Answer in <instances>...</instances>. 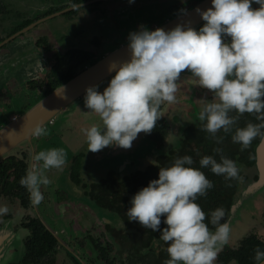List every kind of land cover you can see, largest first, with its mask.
Masks as SVG:
<instances>
[{
  "label": "clouds",
  "instance_id": "1",
  "mask_svg": "<svg viewBox=\"0 0 264 264\" xmlns=\"http://www.w3.org/2000/svg\"><path fill=\"white\" fill-rule=\"evenodd\" d=\"M211 2L206 11L195 10L205 22L198 31L189 21L170 31H149L142 26L129 34L130 59L118 66L109 64L108 72L115 71V75L103 92L98 86L85 90V107L98 115L103 125L93 124L86 130L88 151L98 153L108 147L130 150L140 133L151 134L162 118V105L176 102L178 82L185 72L213 97L199 112L198 118L204 122L201 130L221 143L217 134L231 133L239 117L250 114L259 123L236 127L232 142L243 151L254 139L264 140V0ZM253 4L259 8L254 9ZM181 11L187 15L186 10ZM62 89L56 95L67 99L59 96ZM30 131L47 135L40 124ZM214 152L220 161L203 156L200 168L191 167L194 161L188 155L175 159L170 167H161L159 178L131 200L128 220L161 233L159 239L167 245L169 256L164 264H214L228 243L231 225L224 220L225 210L217 208L209 216L196 202L214 187L200 169L209 168L226 180L240 178L236 162L222 155L219 148ZM32 159V168L20 185L38 206L44 200L41 188L52 183L46 173L62 170L67 154L63 148H51ZM7 211L0 208V214ZM162 222L166 225L163 229ZM253 259L255 264H264V250L256 248Z\"/></svg>",
  "mask_w": 264,
  "mask_h": 264
},
{
  "label": "flooded vegetation",
  "instance_id": "2",
  "mask_svg": "<svg viewBox=\"0 0 264 264\" xmlns=\"http://www.w3.org/2000/svg\"><path fill=\"white\" fill-rule=\"evenodd\" d=\"M88 1L94 0H0V130L18 120L34 104L73 79L88 65L101 59L104 56H101L102 49L110 44L114 46L122 36L123 25L127 29L123 35L134 30L131 27L132 22L136 26L145 27L147 20L138 17L148 15L149 9H155L154 0L141 4L123 2L117 5H109V0L92 2L88 6L45 20L57 12ZM180 1L183 3L180 10H185L202 0ZM252 7L256 9L259 5L253 4ZM80 9L82 13L80 11L81 16H78ZM162 10L160 9L161 12ZM114 13L118 14L120 19H115ZM123 13L132 16L126 19ZM157 16H150L149 20L160 23L174 18L166 17L164 12L162 16ZM58 17H66L70 23H74V17H77L80 20L78 24L93 20L97 24L96 29L80 33L78 36L73 35L76 37L73 38L75 44L69 37L58 39V43L57 38L46 27L47 21ZM86 55L95 57L88 62H81ZM66 77L69 78L64 80ZM112 77L101 83L98 91L103 92ZM178 84L176 102L165 103L161 108L160 120L167 125L162 147L154 141L153 131L151 134L138 135V138L141 137L140 144L146 145L156 159L171 151L164 152L170 139L171 126L177 127L178 119L187 113L192 115L189 126L196 124L199 121L200 108H203L201 106L211 102L213 98L208 90L202 89L194 82L188 72L182 73ZM173 106H183V112H171L170 108ZM170 119L173 122H170ZM93 124L103 127L99 116L92 114L85 107L84 100L79 104L73 103L59 111L43 126L47 129V135L33 134L29 141L0 156V208L8 209L7 213L0 214V264H62L54 259L60 251L64 253L63 259H66L68 264H107L103 253H106L108 244L115 245L114 234L123 231L125 225L121 221L123 228L117 229L112 225L113 221L104 216H95V210L117 214L99 207L90 198V185L94 183L86 184L80 176L84 156L78 146L81 144L80 139L87 143L86 130ZM181 136L182 134L175 139L174 149ZM136 141L134 142L137 143ZM51 148L65 150L66 165L62 170L53 169L46 173L52 183L41 188L44 200L40 205L34 206L30 202L29 192L20 185V180L32 168L33 156ZM108 149V154L112 155L121 171L129 164L132 165L137 157L136 153H133L134 150L118 147ZM9 165H12L10 170L7 168ZM109 176L122 178L119 173L111 172L101 180ZM256 179L257 172L255 179L250 183ZM230 214L231 211L225 220H229ZM240 220L241 216L231 225L228 243L219 252L214 264H255L254 250L258 247L264 250V228L233 244L232 237ZM41 226L55 239L53 244L51 243L52 250L44 256L31 250L32 245L40 248L47 242H42V232L35 237L36 230L40 231ZM57 229L67 231L68 238L61 239ZM70 237H75L76 241ZM75 247L79 253L74 251ZM31 251L35 253L33 257ZM167 259L169 257H163L162 264Z\"/></svg>",
  "mask_w": 264,
  "mask_h": 264
},
{
  "label": "trees",
  "instance_id": "3",
  "mask_svg": "<svg viewBox=\"0 0 264 264\" xmlns=\"http://www.w3.org/2000/svg\"><path fill=\"white\" fill-rule=\"evenodd\" d=\"M94 57V55H86L81 62H88ZM68 78L66 77L64 80ZM232 115H235V113H232ZM249 122L259 123L253 115L244 114L239 117L238 123L234 126L231 133L226 134L221 131L217 134L218 137H222V142L217 143L210 134L201 130L204 122L199 120L196 124L184 129L177 147L167 154L158 156L156 164L147 167L143 171H136L129 176L122 178L109 176L98 183L90 185V198L99 207L116 213L125 225L123 231L115 232V245L108 244L105 250L106 253H103L106 256V263L162 264L163 257H169L167 245L159 239L161 233L146 229L138 222H130L126 213L131 207V200L134 195L144 187H147L150 181L159 178L158 173L161 167H170L175 159L179 157L191 156L194 161L191 167L200 168L199 160L203 156L211 155L217 162L220 161V155L214 152V149L219 148L222 150V155L236 162L240 178L235 180H226L223 176L214 175L209 168L200 169L213 182L214 187L208 192L206 198L202 197L196 202L209 216L215 209L223 208L225 210V220L241 191L250 184L252 179H255V148L261 138L254 139L249 147L243 151L240 150L239 144H234L231 140L235 128L244 127ZM153 132L152 137L161 148L166 137L167 125H165L163 120H159ZM11 167L12 165H9L7 167L8 170ZM160 227L163 229L166 225L162 222ZM209 227L211 228L212 226L209 225ZM39 232H42V242H47L42 244L40 248H36L34 244L31 250L40 252L41 256H44L52 250L51 243L55 239L44 231L42 226L40 231L36 230V238ZM33 252L32 257L35 255Z\"/></svg>",
  "mask_w": 264,
  "mask_h": 264
},
{
  "label": "rangeland",
  "instance_id": "4",
  "mask_svg": "<svg viewBox=\"0 0 264 264\" xmlns=\"http://www.w3.org/2000/svg\"><path fill=\"white\" fill-rule=\"evenodd\" d=\"M146 1H151V0H135L134 3L138 4V2H140L141 4L142 2L145 3ZM123 2H129V0H111L109 2V5H112V4L117 5ZM170 3L172 4L170 5ZM153 4H154L155 9H149V11H147L148 15L146 16L141 15L138 17L141 19L143 18V20H147L146 26L145 27L143 26L147 30H149L150 27L156 26L159 24V22L154 23L156 22L155 20L150 21L149 20L150 16L152 17H154V15L162 16L164 12L166 14V17L172 18L182 13L180 9H182L183 7L180 5H182L183 3H181L180 0H154ZM157 8H159V10H157ZM160 9H163L162 12L160 11ZM78 11H79L78 16H81L80 11L82 13V9ZM123 14H124L123 17H125L126 19L132 16L131 15L129 17L128 13H123ZM114 17L115 19H120L118 17V14L116 13H114ZM74 19H75V22L70 23V21L66 17H58L53 20L47 21L46 27L50 29L54 37L57 38V42L59 41L58 39L60 38L67 39V37H69V39L72 40L73 43L75 44V41L73 40L75 36L73 35L77 34L78 36L80 33H86V32L91 31L92 29H96L97 24L93 20L84 21L83 23L78 24L77 22H79L80 20L77 19V17H74ZM139 20L140 19H137V21ZM141 27L142 26L140 25L136 26V24H134V30L129 33H124V35H122L119 39H117V43L114 46L110 44L107 47H104L101 51V56L105 55L106 53L110 52L117 46L121 45L123 42H127L129 40L128 39L129 34L139 31ZM201 107H204V105ZM182 109H184L183 106H173L170 108L171 112L180 111V110H181L180 112H183ZM190 117H192L191 114H188V113L187 115L184 114V116H182L181 119L177 118L179 121V123L177 124V127H174L173 125L171 126L170 139L167 141L165 145L164 152H168L174 149V141L176 138L180 136V134H182L184 129L189 126V123L191 120ZM170 122H173V120L170 119ZM140 138L141 137L136 139L137 143L134 142L132 145L133 147L130 149V150H134L133 153L134 154L136 153L135 155H137V157L135 158L132 165L129 164L123 171H121L120 166L117 167L118 163L115 164V161L112 158V155L110 153L108 154V151H109L108 148H105L98 153H92L88 151L87 143L83 142L80 139L81 144L78 147H80L79 151L83 153V156H84L83 160L81 161L82 170L80 171V176L84 178L85 183L86 184L96 183L100 181L101 179L105 178L111 172L119 173L121 177L129 176L135 171H143L148 166L156 164L157 162L156 156H154L153 154H150V151L149 149H147L146 145L140 144L139 142ZM256 172H257V169L255 167V173ZM240 195L237 197L235 202H237ZM96 211H98L97 214H96ZM240 211H241L240 213L241 220L238 223L237 227H235L236 230H235L234 236L232 237L233 244H236L238 240H241L245 236L249 234H254L259 229L264 228L263 227L264 226V193L257 195L254 198L249 199L246 202H244ZM248 211H250L251 213ZM94 213L96 217L104 216L110 221H113L114 224L112 225L115 228L117 229L123 228V224L117 215H114L111 213L109 214L107 212L103 213L99 210H95ZM247 214H250V215H247ZM84 222L85 221H83V223ZM84 224L86 225V223ZM57 231L61 239L66 240L68 238L67 231L62 230V229H57ZM70 238L73 241H76L75 237H70ZM73 249L76 253H79L77 247ZM63 257H64V253L60 251L59 254H57V256L54 259L62 264H65V263L68 264V261L66 259H63Z\"/></svg>",
  "mask_w": 264,
  "mask_h": 264
},
{
  "label": "water",
  "instance_id": "5",
  "mask_svg": "<svg viewBox=\"0 0 264 264\" xmlns=\"http://www.w3.org/2000/svg\"><path fill=\"white\" fill-rule=\"evenodd\" d=\"M109 0H94L88 1L84 4L76 5L63 11L57 12L55 15H51L47 19L54 16H58L67 11H71L76 8L85 7L92 2H105ZM212 7L211 0H202L191 8L185 9L187 15L183 13L178 16L167 20L166 22H160L158 25L153 26L149 31H155L158 28L170 31L177 26V24L184 25L190 21V26L194 29H199L204 25V21L200 15L195 11L199 8L201 11H206ZM139 14V13H138ZM141 15V13L139 14ZM129 25V24H128ZM126 25V26H128ZM122 26V25H121ZM133 22L131 27H133ZM121 34L123 35L126 27L123 25ZM129 32V30H128ZM127 33V32H126ZM128 43L123 42L115 49L106 53L101 59L97 60L94 64L88 65L85 70H82L73 79L67 83L60 85L50 94L42 98L31 108H29L18 120L11 122L4 126L0 131V156L14 148L15 146L25 143L30 140L33 135L30 129L34 128L36 124L44 126L53 116H55L63 108L75 103L79 104L84 100L86 95V89L92 86H99L108 78L115 75V71L108 72L109 64L115 63L117 66L130 59V50ZM63 89L59 93V96H66L67 99H61L56 95V91ZM9 133L11 136L9 137ZM255 167L257 169V179L248 184L243 191L237 202H235L231 208V214L229 218L230 225L233 224L236 218L240 217L239 211L244 202L254 198L257 195L264 193V140L260 139L255 148Z\"/></svg>",
  "mask_w": 264,
  "mask_h": 264
}]
</instances>
